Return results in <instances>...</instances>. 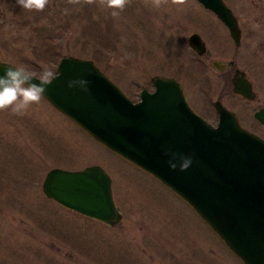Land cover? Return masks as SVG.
I'll return each instance as SVG.
<instances>
[{
	"label": "rangeland",
	"instance_id": "rangeland-1",
	"mask_svg": "<svg viewBox=\"0 0 264 264\" xmlns=\"http://www.w3.org/2000/svg\"><path fill=\"white\" fill-rule=\"evenodd\" d=\"M224 1L243 27L250 25L252 10L264 12L260 0ZM15 3L0 0L1 60L29 72V65L35 63L42 74L44 68L55 71L64 55L91 59L131 98L143 86L151 89L154 75L174 71L170 62L177 50L175 27L190 22L188 29L193 30L195 22L204 17L201 20L207 25H216L195 0L182 6L168 0L160 8L153 7L151 0H130L115 17L100 0L92 4L49 0L42 12L24 14L18 6L15 9ZM94 23L99 31L96 36ZM46 36L56 39L50 43ZM49 47L58 53L45 62ZM239 53L250 61L253 47L245 45ZM257 81L264 101V79L259 76ZM204 83L198 89L208 106L203 116L215 125L211 102L219 96L220 83ZM227 100L233 99L229 95L223 102ZM231 109L244 128L264 135L262 128H252L248 106ZM42 112L45 125H36ZM30 127L35 132L42 129L37 132L42 134L40 140L29 134ZM90 165L102 167L111 177L113 199L123 213L113 230L66 210L42 191L50 169ZM68 228L75 229V234L64 232ZM5 229L12 233L6 235ZM0 230V264H243L183 199L42 100L23 115L0 110ZM153 234L159 244L141 242ZM140 247L141 257L135 259L133 253ZM146 251L151 255H145Z\"/></svg>",
	"mask_w": 264,
	"mask_h": 264
},
{
	"label": "water",
	"instance_id": "water-1",
	"mask_svg": "<svg viewBox=\"0 0 264 264\" xmlns=\"http://www.w3.org/2000/svg\"><path fill=\"white\" fill-rule=\"evenodd\" d=\"M228 28L235 44L240 29L224 0H196ZM190 46L197 44L190 38ZM7 65L0 58V76ZM17 67V66H16ZM61 73L44 98L109 150L151 173L184 199L244 264H264V139L239 124L219 100L213 125L188 104L178 81L151 77L154 90L143 87L133 102L91 59L62 56ZM86 79L88 91L68 82ZM33 82L39 84L34 75ZM233 92L246 99L251 86L243 72L232 79ZM264 125V108L255 113ZM190 156L186 171L168 166L170 155ZM42 191L64 207L109 225L121 218L112 196L111 177L98 165L79 170L50 169Z\"/></svg>",
	"mask_w": 264,
	"mask_h": 264
},
{
	"label": "flooded vegetation",
	"instance_id": "flooded-vegetation-1",
	"mask_svg": "<svg viewBox=\"0 0 264 264\" xmlns=\"http://www.w3.org/2000/svg\"><path fill=\"white\" fill-rule=\"evenodd\" d=\"M260 1L264 3V0H260ZM207 12L210 13V17L212 18V21L216 23V25H212V24L207 25V22H204L201 20V19H205L204 17V18L199 19L197 22H195V25H193L194 26L193 30L188 29L189 27L188 24H190V22H185L183 23L184 25H180L174 28L175 29V31L173 32L174 33V43H175L177 50L175 51V56L172 57L171 62H170V68L172 70L174 69V71H172L171 74L169 75H161V76H170V77L175 78L180 84V86L182 87V90L187 97L188 104L190 105V107L198 115L202 116L203 118H205L203 116V113H205L208 106L205 105L204 101L200 99L199 97L203 93L201 90H198L200 89V84L202 82L206 83L207 81L219 82L220 83L219 96L214 101L211 102V105L216 114V118L218 119L217 112L214 108V102L216 100H219L227 109H229L230 111L234 113L235 111H233L231 107L236 106V105H239L242 107L248 106L250 109L249 117H250V124L252 128H253V125H255L264 130V125L260 122L258 118L255 117V113L258 110L264 108V101L261 100V91L258 90L259 86L257 83L259 76H262L264 79V12H258V11L252 10L251 20L249 22L250 25L249 26L246 25L244 27L241 25L239 16L237 17L233 13L237 20L239 29H240V36H239L237 45L235 44L225 24L212 11L207 10ZM191 37H193V42L197 44V48H192L190 46ZM245 45H250L253 47V54H251L252 56H251L250 61L247 60V55H245V57L242 58L239 53V50ZM259 52H260V57H261L260 59H258ZM237 72H243L250 83L251 92H252V96L250 99H246L242 97L241 95L234 93L232 90L233 89L232 79ZM150 84L152 85L151 78H150ZM147 90L149 92H152L154 90L153 85L151 89L147 88ZM139 91L136 97L131 98L128 95L127 96L133 102H137L140 100ZM229 95L233 100L230 102L227 100L228 103L225 104L223 100L227 98V96ZM41 100L43 102H46L48 105H51L44 97ZM36 109L38 110V108ZM237 119L241 125L242 123L241 119L238 116H237ZM45 121H46V115L45 113L42 112V116L38 115L37 117L36 125L44 126ZM30 128H28L29 134H31L33 138H37L40 140V135L42 134L37 133V132L41 131L42 129H39L37 132H35L33 128L31 129ZM253 133L257 134L258 136L264 139V135L262 133L260 132L258 133L253 132ZM72 170H77V169H72ZM159 182L161 183V181ZM161 184L164 185L163 183ZM111 185H112V180H111ZM164 187L171 190L169 187L165 185ZM172 192L175 193L174 191ZM115 206L118 208L121 214V217H122L123 215L122 211L119 209V207L116 204ZM62 207L65 208L66 210H69L73 213H76L80 216L85 217V218L82 217L85 220H87L86 218H90V219L99 221L103 225L105 224L106 226H109L107 228L114 227L120 220H122V218H120V220L115 225L111 226L103 221L97 220L95 218H92L88 215H85L73 209H70L64 206ZM136 223H139V221L136 220ZM7 231L8 233H5L6 235H10L12 233V230L10 229H5V232ZM26 232H29V227L26 229ZM64 232L74 235L75 229L68 228V229H65ZM149 240L153 241L155 244L158 243V239L156 238L154 234H153L152 239H148V240L142 239L141 242L149 241ZM70 243L79 245L77 241L71 240ZM141 252H143L142 247H140V249H137V253H133L134 258L139 259L141 257L139 253ZM144 254L151 255L149 251L144 252ZM101 264H104V263L101 261Z\"/></svg>",
	"mask_w": 264,
	"mask_h": 264
},
{
	"label": "clouds",
	"instance_id": "clouds-1",
	"mask_svg": "<svg viewBox=\"0 0 264 264\" xmlns=\"http://www.w3.org/2000/svg\"><path fill=\"white\" fill-rule=\"evenodd\" d=\"M69 2L80 3V0H69ZM93 2L94 0H84V3L87 4ZM100 2L106 8L111 9V14L115 17L125 9L130 0H100ZM151 2L153 7L160 8L167 4L168 0H151ZM16 3L27 11L42 12L48 5L49 0H16ZM171 3L182 6L187 3V0H171ZM7 66L4 74L0 76V110L11 109L17 115H23L33 104H39L44 97L47 86L61 75L59 71L44 68L39 77L40 83L37 84L33 82L34 75L24 67ZM90 83L86 79H74L68 82V87H79L80 90L87 92ZM164 154L166 156L170 155L168 166L172 170L179 167L180 171H186L193 162L190 156L181 155L177 159L176 153L165 151Z\"/></svg>",
	"mask_w": 264,
	"mask_h": 264
},
{
	"label": "trees",
	"instance_id": "trees-1",
	"mask_svg": "<svg viewBox=\"0 0 264 264\" xmlns=\"http://www.w3.org/2000/svg\"><path fill=\"white\" fill-rule=\"evenodd\" d=\"M17 3H15V9L17 8ZM20 9H18V11L20 12V13H25L27 10H25V9H23V8H21L20 6H18ZM92 27V24L90 25V26H88L86 29H90ZM85 29V30H86ZM93 31H94V34H95V36L97 35V34H99V31H98V28H97V25L94 23V25H93ZM93 38V37H92ZM46 39H47V41L48 42H52L54 39H56V38H54L53 36H46ZM58 43H56V45H57ZM52 51L51 53H49V51ZM58 53V51L56 50V49H50V47L48 48V50H47V57H45L44 58V61L45 62H48L49 60H50V57H54V56H56V54ZM45 56H46V51H45ZM29 68H30V71H31V73L32 74H34V75H36V76H38V75H41L40 74V71H39V67H38V65L37 64H30L29 65Z\"/></svg>",
	"mask_w": 264,
	"mask_h": 264
}]
</instances>
